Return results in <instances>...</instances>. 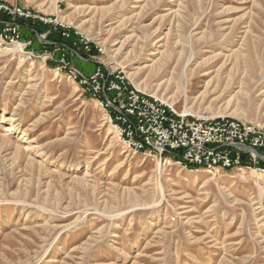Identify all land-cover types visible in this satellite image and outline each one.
I'll return each mask as SVG.
<instances>
[{
  "label": "rangeland",
  "instance_id": "obj_1",
  "mask_svg": "<svg viewBox=\"0 0 264 264\" xmlns=\"http://www.w3.org/2000/svg\"><path fill=\"white\" fill-rule=\"evenodd\" d=\"M2 1L34 15L26 28L74 30L87 73L103 63L180 112L264 126V0ZM38 27L0 52V264H264V168L133 152L46 62Z\"/></svg>",
  "mask_w": 264,
  "mask_h": 264
},
{
  "label": "built area",
  "instance_id": "obj_2",
  "mask_svg": "<svg viewBox=\"0 0 264 264\" xmlns=\"http://www.w3.org/2000/svg\"><path fill=\"white\" fill-rule=\"evenodd\" d=\"M0 16L9 18L0 21V40L8 44L22 42L26 36L23 30L27 28L21 21L33 19L34 15L21 6L0 0ZM39 19L47 23L43 17ZM62 27L63 34L69 37L70 30ZM81 42L84 49L93 51L89 39L82 38ZM65 47L55 45L46 62L52 60L60 73L101 103L120 138L133 152L153 155L186 169L209 172L251 166L261 169L260 162L264 159L254 150L264 157V126L232 117L200 118L180 112L175 106L139 90L103 63L96 64L93 72H85L74 64Z\"/></svg>",
  "mask_w": 264,
  "mask_h": 264
},
{
  "label": "trees",
  "instance_id": "obj_3",
  "mask_svg": "<svg viewBox=\"0 0 264 264\" xmlns=\"http://www.w3.org/2000/svg\"><path fill=\"white\" fill-rule=\"evenodd\" d=\"M8 17L6 16H0V21H8ZM31 20H29L30 22ZM25 21L22 20L21 23L23 24ZM30 23L38 25H42L44 27H46L47 29L50 28V40L53 42V45H48L51 48H54V45H63L66 47H69L71 49H75V46L77 45V41H79L78 37L76 36V34L74 33V30L70 29V36L67 37L63 34L64 32V28L61 26H53V25H48V24H42L41 22L36 23L35 21H31ZM24 25V24H23ZM29 27L27 29L29 30H35L36 32H42L43 29H41L40 27ZM76 42V45H75ZM260 167L264 168V161L260 162Z\"/></svg>",
  "mask_w": 264,
  "mask_h": 264
},
{
  "label": "bare ground",
  "instance_id": "obj_4",
  "mask_svg": "<svg viewBox=\"0 0 264 264\" xmlns=\"http://www.w3.org/2000/svg\"><path fill=\"white\" fill-rule=\"evenodd\" d=\"M147 39V38H146ZM128 41V40H127ZM161 42V41H160ZM122 44V43H121ZM123 45V44H122ZM121 45V46H122ZM24 51V44L22 42L20 43H15L13 44V46H10L8 45L7 43H3L1 40H0V52L1 53H23ZM144 51V50H143ZM179 53V52H178ZM182 53V52H181ZM180 53V54H181ZM184 56V55H183ZM192 56V55H191ZM180 58V56H179ZM153 61V60H152ZM257 170H255L254 173H257L256 172Z\"/></svg>",
  "mask_w": 264,
  "mask_h": 264
},
{
  "label": "crops",
  "instance_id": "obj_5",
  "mask_svg": "<svg viewBox=\"0 0 264 264\" xmlns=\"http://www.w3.org/2000/svg\"><path fill=\"white\" fill-rule=\"evenodd\" d=\"M81 56V55H80ZM79 55H77V57H79V58H81ZM76 57V58H77ZM75 59V58H74ZM82 60H84L85 62H91V63H93L92 61H90L89 59H87V58H81ZM88 65L85 63V66L84 67H87Z\"/></svg>",
  "mask_w": 264,
  "mask_h": 264
},
{
  "label": "water",
  "instance_id": "obj_6",
  "mask_svg": "<svg viewBox=\"0 0 264 264\" xmlns=\"http://www.w3.org/2000/svg\"><path fill=\"white\" fill-rule=\"evenodd\" d=\"M254 152L257 153L261 159H264L263 155L260 154L257 150H254Z\"/></svg>",
  "mask_w": 264,
  "mask_h": 264
}]
</instances>
